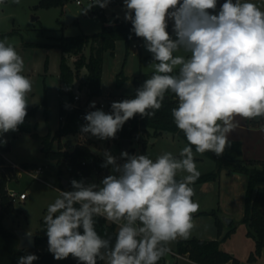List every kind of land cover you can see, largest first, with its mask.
<instances>
[{
	"label": "clouds",
	"instance_id": "9594fccd",
	"mask_svg": "<svg viewBox=\"0 0 264 264\" xmlns=\"http://www.w3.org/2000/svg\"><path fill=\"white\" fill-rule=\"evenodd\" d=\"M110 2L94 0L81 14ZM123 9L130 33L151 54L154 72L134 98L112 102L108 113L92 101L96 110L83 117L79 139H115L137 114L154 117L170 92L178 104L171 109L173 121L188 144L178 157L165 152L155 160L105 150L101 167L111 174L99 183L72 179L71 190H59L43 217L48 251L57 261L71 256L78 264H157L170 251L168 243L189 238L194 227L199 204L190 185L200 172L192 146L196 153L222 156L240 126L237 117L264 118V8L252 0H224L219 7L218 0H123ZM180 50L190 55H175ZM24 71L23 58L6 38L0 40V144L27 116L33 82ZM181 172L187 175L178 179ZM97 217L118 226L114 243L96 231ZM38 259L22 255L17 264Z\"/></svg>",
	"mask_w": 264,
	"mask_h": 264
},
{
	"label": "rangeland",
	"instance_id": "374dc122",
	"mask_svg": "<svg viewBox=\"0 0 264 264\" xmlns=\"http://www.w3.org/2000/svg\"><path fill=\"white\" fill-rule=\"evenodd\" d=\"M41 0H3L0 3V40L6 38L7 44L12 45L17 53L23 58L25 63L24 75L33 82L32 92L28 94V109H37L31 119L33 132L40 137L53 135L59 127L60 101L68 103L66 96H60V89L64 86L59 81L61 51L57 47L59 39L62 37H74L79 35L93 36L101 32L103 27V18L107 20H124L123 0L117 5H108L101 9L98 6L93 7L87 15L81 14L82 9L92 5L93 2L81 0L78 5L76 0H69L65 7L43 8L39 6ZM224 0H218L222 4ZM258 6L264 8V0H252ZM65 10L74 17V20L67 24L65 21ZM36 18V19H35ZM35 19V20H33ZM172 32L171 22L169 28ZM90 45L84 49V55L88 58L90 54ZM175 55L189 56L183 50ZM75 58L69 59V65L73 67ZM48 61V68L45 65ZM151 54L145 49L144 41L131 42L128 46L123 42H118L113 55L105 54L103 73H102V96L95 101L104 102L106 113L111 111V103L122 101L135 97L137 89L133 79L137 76L153 74ZM86 74L83 69L80 78L75 82L73 94H79L83 103L87 98L84 91H79L78 84ZM119 76H123L124 81H119ZM45 107L48 109V115L44 114ZM97 109V108H96ZM94 109V110H96ZM254 118V121H258ZM249 125V124H248ZM250 128L264 127V122L258 126L249 125ZM264 131V129H262ZM235 130L232 132L234 133ZM235 134V133H234ZM7 140L5 146L0 144V153L5 156L9 168H0V175L7 181L5 187V196L15 192L17 195L26 194L22 201L16 198L10 202L6 201L7 211L0 215V226L11 232L24 230L36 237L46 236L41 222L46 215L47 207L53 203L59 196V190H71V180L83 179L86 183H99L100 180L111 174L109 168H93L89 172L71 174L68 162H60V158H68L75 147H89L92 154L103 161V152L110 150L111 153L119 157L122 152L121 146L115 139L101 141L95 137L89 136L86 141L79 140L78 134H69L62 136L53 143L52 151L56 155L50 159L42 150L40 139L33 137L27 132H9L5 134ZM71 142V146L68 142ZM186 141L183 137L173 133H163L158 137H147L139 135L131 140L129 154H146L155 160L159 155L165 152H171L174 156H179ZM194 153V160L197 170L201 174L215 170V162L211 159ZM34 165L43 170L42 180L33 179L20 170L12 168L18 166L24 168L25 165ZM108 170V174H106ZM187 173H178L177 178H182ZM53 180L54 182H51ZM68 181L66 189L61 188L62 181ZM218 200L217 194H207L196 192L194 201L198 202L199 209L208 208ZM200 211V210H198ZM197 211V212H198ZM217 213V212H216ZM219 217L222 215L218 214ZM208 218V217H207ZM205 218L201 222H205ZM242 224V223H241ZM202 227H193L190 237L197 235L202 237L200 232ZM203 235V234H202ZM48 247L41 245L36 247L32 254L47 251ZM72 258V257H71ZM74 259V258H72ZM75 260V259H74ZM165 264H191L173 256L171 252L164 255ZM35 262V261H34ZM33 262V263H34Z\"/></svg>",
	"mask_w": 264,
	"mask_h": 264
},
{
	"label": "trees",
	"instance_id": "16d2710c",
	"mask_svg": "<svg viewBox=\"0 0 264 264\" xmlns=\"http://www.w3.org/2000/svg\"><path fill=\"white\" fill-rule=\"evenodd\" d=\"M69 0H41L40 7H65ZM122 0H111L110 5L114 6ZM111 22V26H110ZM132 25L130 22L121 19L107 20L103 18V27L101 32L93 36L79 35L74 37H62L59 39L57 47L61 51L59 81L64 86L60 89V96H66L68 103L60 101L59 113L60 123L58 129L53 135L40 137L33 132L31 119L36 112V108L27 112V116L22 125L19 126V132L30 133L33 137L38 138L42 142V150L45 155L53 159L56 155L52 151L53 143L59 140L62 136L69 134H77L82 125L86 123L84 116L94 111L87 110L90 103L102 96V73L104 66L105 54L113 55L118 42H123L127 46L131 42H140L142 38H138L134 33H130ZM171 33V31L168 29ZM131 35V39L129 36ZM174 35V34H173ZM90 45V54L88 58L84 55V49ZM75 58L73 67L69 65V59ZM48 68V61L45 65ZM85 69L86 74L78 84L79 91H84L86 100L80 103V107H73L74 100L73 89L75 82L80 78L81 71ZM152 74L137 76L133 79L136 88L140 87L143 82ZM119 81H124L123 76H119ZM177 99L172 93H167L163 101L162 108L156 112L152 118H141L137 114L133 119L127 121L122 130L118 131L115 140L120 142L122 139L132 140L133 137L139 135H146L158 137L163 133L178 134L183 137L188 144L184 134L180 131L171 115V109L177 107ZM97 108V107H96ZM44 114L48 115V109L45 107ZM264 122V118L260 117L258 121L249 119L248 124L258 126ZM193 151H195V146ZM200 154V153H199ZM203 157L211 159L215 162V170L212 172L201 174L193 185H201L208 182L215 181L220 171L227 170L228 173H241L247 176V186L244 197V216L241 223L247 228V236L252 238L255 242V249L249 257V261L253 262L261 256L264 251V161L261 160H245L241 156V147L238 142H231V147H226L222 156H217L211 151L200 154ZM68 162V167L71 174H82L89 172L93 168L101 167L102 160L91 153L89 147H75L70 154L69 159L60 158V162ZM0 160V164H3ZM9 168L10 166H0V168ZM25 168H35L34 165H25ZM83 175V174H82ZM180 179V178H178ZM7 180L0 175V215L2 216L7 211L5 204L7 199L5 196V187ZM63 188V185H61ZM215 217L219 229H221V219L215 211L208 213ZM43 231L45 233L46 225L44 221L41 222ZM96 231L103 238H112L115 242V235L118 226L106 221L103 217L96 218ZM236 230V225L232 223L229 230L224 235L223 239L230 237ZM18 237L14 232L4 229L0 226V264H17L18 258L22 255L32 254L30 250H18ZM222 240H199L192 238L189 240H181L176 244L173 253L179 256L187 257L192 262L197 264H223L233 259V257L221 249ZM45 245L48 247L47 236L36 237V247ZM39 257L40 264H78L69 256L65 260L57 261L53 255L47 250L36 254ZM236 262V260H234ZM98 264H106L105 261H100ZM157 264H165L164 256L157 262Z\"/></svg>",
	"mask_w": 264,
	"mask_h": 264
},
{
	"label": "crops",
	"instance_id": "0c3cea01",
	"mask_svg": "<svg viewBox=\"0 0 264 264\" xmlns=\"http://www.w3.org/2000/svg\"><path fill=\"white\" fill-rule=\"evenodd\" d=\"M259 119L260 117L258 120ZM237 120H239L240 126L235 130V134L231 133L229 135V140L240 144L241 156L243 159L264 161V131H262L264 127L250 128L248 120L239 117H237ZM247 181L248 178L244 174L228 173L227 170H222L215 181L191 186L195 193L192 197L193 201L196 192L217 194L218 200L208 208L203 207L199 209L200 211L193 214L194 227L203 228L200 232L202 237L194 235L187 239L177 238L168 243L167 247L170 249L169 252L180 260H184L191 264H197L187 257L173 253L178 241L192 238H197L199 240H222L221 249L233 257L232 260L223 264H264V251H262L261 256L258 257L256 261H249V257L255 249V242L252 238L247 236L246 226L241 224V220L244 216V197ZM212 211L231 218V223L226 225L221 220V229H219L215 217L208 215V213ZM202 218L208 220H205L203 223L201 222ZM232 223L236 225V230L230 237L223 239ZM234 260H236V262Z\"/></svg>",
	"mask_w": 264,
	"mask_h": 264
},
{
	"label": "water",
	"instance_id": "95a60500",
	"mask_svg": "<svg viewBox=\"0 0 264 264\" xmlns=\"http://www.w3.org/2000/svg\"><path fill=\"white\" fill-rule=\"evenodd\" d=\"M36 19V18H35ZM33 19V20H35ZM74 20V17L68 12V10H65V21L67 24L71 23ZM122 151H129L131 140L129 139H122L119 142ZM68 145L71 146V142H68ZM2 146H5V144H2ZM106 174H108V170H106ZM51 182H54L53 180H50ZM63 188L66 189L68 186V181L63 180L62 181ZM220 219L224 222V224L228 225L231 223V218L226 216H221ZM15 235L18 237V250H30L33 251L36 248V236L31 234L29 237L27 234L28 232L24 230H17L14 232ZM33 264H40L38 261H35Z\"/></svg>",
	"mask_w": 264,
	"mask_h": 264
},
{
	"label": "built area",
	"instance_id": "2783aa9c",
	"mask_svg": "<svg viewBox=\"0 0 264 264\" xmlns=\"http://www.w3.org/2000/svg\"><path fill=\"white\" fill-rule=\"evenodd\" d=\"M88 1L93 2V0H88ZM76 3L78 5H81L82 4V1L81 0H76ZM80 99H81V97H80L79 94H76L74 96V100L72 102L73 107H80V105H81L80 104L81 103V100ZM96 107H97V109H102V110H105L106 109V105H105L104 102H99L96 105ZM92 109L93 108L88 107L87 110L90 111ZM77 134L80 137V131ZM129 150H130V148H129ZM0 160H3V162H4L3 164H0V166H10V164H8L7 159L5 158V156L2 155L1 153H0ZM120 162L123 163L124 161L121 160ZM12 168L17 169V170H20L22 173L27 174L28 176L32 177L33 179H37V180L43 181L42 180L43 170L40 167H35V168H25L24 167V168H21V167H18V166H12ZM70 170L71 169H69V171ZM8 196L11 199V201H14L16 198H18L19 200H22L23 201L26 198V194L25 193H21V194L17 195V193L12 192V193L8 194Z\"/></svg>",
	"mask_w": 264,
	"mask_h": 264
}]
</instances>
